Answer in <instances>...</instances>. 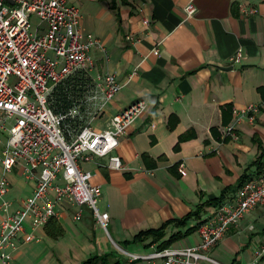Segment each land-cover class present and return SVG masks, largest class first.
Wrapping results in <instances>:
<instances>
[{
  "label": "crops",
  "instance_id": "0c3cea01",
  "mask_svg": "<svg viewBox=\"0 0 264 264\" xmlns=\"http://www.w3.org/2000/svg\"><path fill=\"white\" fill-rule=\"evenodd\" d=\"M69 1L82 12V33L103 45V51L92 50L94 75L109 73L125 84L92 126L107 128L116 113L136 100H146L148 108L117 149L126 171L83 165L93 173L92 183L101 187L98 208L109 214L107 231L88 208L64 200L56 218L63 236L54 240L45 227L33 232L25 222V232L35 238L30 243L20 240L14 264H82L107 253L119 264H148L119 255L114 244L128 242L125 250L146 254L157 245L133 244L135 235L183 218L225 190L221 203L230 201L244 182L259 174L252 163L258 156L255 140L264 145V99L258 92L264 87V0H114L115 10L112 0ZM191 1L197 13L186 19L185 5ZM238 49L242 58L232 63ZM132 71L136 75L128 83ZM225 105L232 107L228 141H223ZM248 105L258 107L252 120L241 115ZM174 116L177 124L170 130L168 121ZM212 129L221 140L212 136ZM191 131L195 138L180 142ZM23 167L19 162L7 174L11 211L35 188ZM220 204L206 206L200 219L192 218L186 228L170 226L164 239L206 221ZM200 241L197 229L170 247ZM209 254L219 264H264V204L246 214Z\"/></svg>",
  "mask_w": 264,
  "mask_h": 264
},
{
  "label": "built area",
  "instance_id": "2783aa9c",
  "mask_svg": "<svg viewBox=\"0 0 264 264\" xmlns=\"http://www.w3.org/2000/svg\"><path fill=\"white\" fill-rule=\"evenodd\" d=\"M241 10L247 13L244 6ZM184 13L186 19L195 16L197 7L192 1L185 5ZM33 17L37 19L34 28ZM81 21L82 12L69 0H0V264H14L13 254L20 243L34 241L35 237L25 232V222L33 232L44 229L50 219L59 216L58 204L64 200L79 209L88 208L97 225L107 231L109 214L98 208L101 187L92 183L93 173L83 165L126 171L117 149L132 124L143 117L148 103L131 102L111 118L105 129L92 126L125 84L109 73L94 75L92 50L103 51V45L100 39L82 33ZM242 55V49H238L230 61L239 63ZM81 73L91 80L84 101L66 114L54 113L50 101L55 88ZM135 75L132 71L127 82ZM258 112L257 106L248 105L241 115L252 120ZM66 119H78L79 127L71 130L64 124ZM9 121L12 123L8 126ZM232 132L233 126H229L225 134L231 137ZM19 162L35 180V188L19 209L11 211L12 204L6 198L10 187L7 174ZM181 174L185 175L184 169ZM263 204L264 167L240 186L232 200L221 203L202 222L197 245L164 250L152 246L146 254L114 246L131 262L219 264L209 250L246 214ZM80 216L79 210L76 219Z\"/></svg>",
  "mask_w": 264,
  "mask_h": 264
},
{
  "label": "trees",
  "instance_id": "16d2710c",
  "mask_svg": "<svg viewBox=\"0 0 264 264\" xmlns=\"http://www.w3.org/2000/svg\"><path fill=\"white\" fill-rule=\"evenodd\" d=\"M125 4V2H123ZM112 10L116 8L114 0L111 3ZM117 14V12H116ZM118 16V14H117ZM91 80L84 74H76L72 76V78L68 79L63 84L58 85L51 95L50 106L53 109L54 113L56 114H66L68 111L73 108L76 103L81 104L80 102L84 101L85 95L87 93V89L91 86ZM258 92L261 93L262 98L264 99V87L258 89ZM232 117V107L230 105H225L222 108V122L223 125L228 127L231 123ZM169 129L173 130L175 125L177 124V118L174 116L169 118ZM64 124L68 126L71 130H75L79 127V120L78 119H66ZM212 136L216 137V139L221 140L220 136L216 135V131L212 129L211 131ZM191 138H195V135L191 132L189 134L181 136L180 142L189 140ZM230 139L229 136L225 137L223 141H228ZM257 149H258V156L256 160L252 163L258 173L262 171L264 167V145L260 143L258 139L255 140ZM178 149V145L175 146L174 150ZM148 156H143V159H147ZM243 182L245 178H242ZM223 191L222 195L218 199L206 201L205 203H201L195 207V210L192 213L188 214L187 216L177 219V220H170L163 223V226L158 230H149L147 232H140L132 239V243H139L144 244L146 248H149L151 245H157L159 250H164L165 248H169L174 243L178 242V240L184 239L185 237L191 235L194 231L198 229V227L202 224H198L196 226H192L191 228H187L185 231H178L177 233L171 235L167 239H164L166 236V230L172 226L175 228H186L188 221L192 218L200 219L201 214L204 211L206 206H218L224 195L226 194ZM46 235L50 236L52 239L57 240L61 238L64 234V230L60 227L59 222L56 218H52L48 221L47 225L45 226ZM129 243H122L119 245L122 246L124 249H127V245ZM115 255L112 253H107L106 255L102 256H92V258L84 261L82 264H119L118 260H115Z\"/></svg>",
  "mask_w": 264,
  "mask_h": 264
},
{
  "label": "rangeland",
  "instance_id": "374dc122",
  "mask_svg": "<svg viewBox=\"0 0 264 264\" xmlns=\"http://www.w3.org/2000/svg\"><path fill=\"white\" fill-rule=\"evenodd\" d=\"M31 23H32V27L34 28V27L36 26V24H37V19H36L35 17H33V18L31 19ZM11 123H12V121H9V122L7 123V125L9 126ZM119 255H120V254H119Z\"/></svg>",
  "mask_w": 264,
  "mask_h": 264
}]
</instances>
